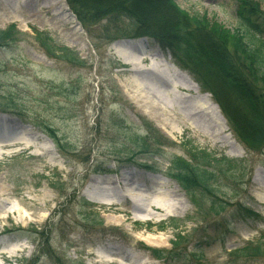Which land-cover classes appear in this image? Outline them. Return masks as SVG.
<instances>
[{
  "label": "rangeland",
  "instance_id": "374dc122",
  "mask_svg": "<svg viewBox=\"0 0 264 264\" xmlns=\"http://www.w3.org/2000/svg\"><path fill=\"white\" fill-rule=\"evenodd\" d=\"M20 1L21 7L16 3L6 9L0 4V35L8 30L6 41L0 36V248L8 250L18 243L26 250L17 252L12 262L0 264H103L116 246L122 249L116 259L125 264L137 260L264 264V256L245 258L234 253L246 243L257 242L264 229V201L257 199L264 195V147L243 145L213 95L173 63L169 50L164 51L152 37L131 32L111 38L102 28L104 19L87 30L67 0L61 2L69 20L58 14L61 9L55 0ZM173 1L190 15H204L224 29L238 27L235 0ZM255 1L264 12V0ZM149 4L135 3L144 20L140 22L163 29V21L146 18ZM61 16L65 19L55 25ZM118 27L130 31L126 20ZM118 43L137 46L148 57L159 52L188 74L200 92L217 104L234 143L212 142L182 127L170 134L158 128L124 92L133 74L122 66L123 49L116 47ZM150 61L140 65L146 67ZM229 88L225 90L235 94L236 103L249 107V99ZM249 113L247 119L259 127L253 111ZM148 127L153 129L149 136ZM203 152L217 160L226 157L234 169L221 173L212 183V193L195 198L194 204L180 182L169 177L170 159ZM215 166L211 163V168ZM129 170L159 181L168 179L176 185L183 207L153 211L152 219L138 214L119 224L109 222L110 215L116 214L106 212L104 203L121 200L110 195L100 201L89 184L93 178H114ZM239 205L250 207L256 217L244 220L236 215ZM14 207L23 214L32 212L33 221H17L13 214L4 219V212ZM156 236L159 242L152 239ZM147 247L161 248L168 256L175 251V255L153 257ZM90 250L100 261L87 254Z\"/></svg>",
  "mask_w": 264,
  "mask_h": 264
},
{
  "label": "trees",
  "instance_id": "16d2710c",
  "mask_svg": "<svg viewBox=\"0 0 264 264\" xmlns=\"http://www.w3.org/2000/svg\"><path fill=\"white\" fill-rule=\"evenodd\" d=\"M67 1L87 30L104 19L102 28L111 38H123L132 32V36L146 34L157 40L164 51L169 50L176 65L191 73L203 91L213 95L239 141L251 149L264 147V12L257 1L235 0L238 27L234 30L224 29L204 15H190L173 0H163L176 13L170 25L161 20L162 26H165L163 29H154L145 24L147 21L142 24L140 21L144 20L137 13L136 1L133 0H117L111 4L104 0ZM124 20L129 23L128 32L118 27ZM0 36L6 41L8 30L2 31ZM220 83L224 88L237 91L247 102L250 100L249 104L254 108L252 115L261 124L254 127L248 120L253 127L252 131L248 129L250 136L244 133L228 106L220 100L216 89ZM147 129L149 136L153 129ZM50 135L54 137V134ZM170 160V170L173 171L169 177L180 182L194 204L197 202L195 198L199 199L207 191L212 193V183L221 173L234 169L231 167L233 161L226 157L222 160L210 158L206 152L188 154V159L172 156ZM213 162L216 166L211 168ZM238 214L244 220L256 217L250 207L243 205L238 206ZM262 222L264 224L263 218ZM263 238L264 229L257 242L246 243L234 253L245 258L264 256ZM147 248L153 257L165 259L175 255V251H169L168 256L161 248Z\"/></svg>",
  "mask_w": 264,
  "mask_h": 264
},
{
  "label": "bare ground",
  "instance_id": "6f19581e",
  "mask_svg": "<svg viewBox=\"0 0 264 264\" xmlns=\"http://www.w3.org/2000/svg\"><path fill=\"white\" fill-rule=\"evenodd\" d=\"M5 1L0 2V4L1 7L6 9L15 7L16 3H19V7L22 4L20 0ZM61 1L55 0V6L58 5L61 9L58 14L68 16L69 20L71 16ZM88 1L100 2L101 0ZM133 1H146L149 4L148 1L150 0ZM104 2L111 4L117 2V0H104ZM145 15L150 22L158 19L169 24H172L176 17L174 10L163 0H157L154 4H149V8L145 9ZM64 19L61 16L54 24L57 25L59 21L61 22ZM26 28L29 27L26 26ZM61 31L65 32L64 26L61 27ZM73 33L70 32V34ZM115 45L123 49L122 66L133 74L128 82L125 81V94L131 99L136 108H139L142 113L154 120L158 128H161L166 134H170L171 132H179L182 127L183 131H188L201 137L204 136L212 142L219 140L230 145L234 143L230 139L231 136H228L226 132L227 125L219 113L217 104L212 101L209 94L200 92L198 85L188 77V74L166 60L159 52L148 57L137 46L131 47L127 43ZM149 58L151 61L148 66L143 67L140 65L145 59L149 60ZM216 89L220 100L228 106L238 125H240L245 134L250 136L251 133L248 129L252 131L253 127L247 119V113L253 111V106L250 104L248 107L245 103H236L235 94L227 92L222 83ZM184 93L188 95H184ZM43 137L45 138V136ZM51 151L47 148V152ZM89 185L90 192L93 193L94 197L99 198L100 201H102L103 197H109L110 195L121 200L120 203H104L106 212L116 214L110 215L108 221L116 224H119L123 219L131 220L137 217L138 214L146 215L148 219H152L154 216L153 211L159 213L168 212L174 209H181L184 204L182 198L179 197L180 194L177 192L176 185L172 186L168 179L159 181L158 178L147 177L131 170L123 171L122 174L114 178H93ZM257 199L264 201V195L259 194ZM123 203H127L129 205L128 208L132 211L129 212ZM4 213L3 218L6 220L13 214L17 221H27V223L32 222L34 217L32 212L23 214L22 209L19 207H14L13 210H6ZM146 238L150 239L151 237ZM158 238L156 236L152 239L157 242ZM103 246L101 247L105 251L111 252V248L110 250L105 248L106 245ZM115 248L114 252L108 253L107 258L104 261L102 260L103 264H125L124 261H120L115 257L117 256L116 252L120 254L122 249L118 246ZM25 250L26 248L18 243L12 245L8 250L7 248H0V262H12L17 252ZM87 254L100 261L99 256L94 251L90 250ZM129 264L149 263L137 260Z\"/></svg>",
  "mask_w": 264,
  "mask_h": 264
}]
</instances>
